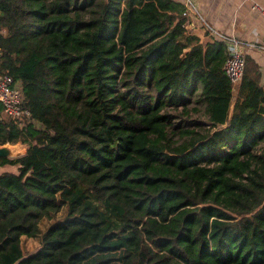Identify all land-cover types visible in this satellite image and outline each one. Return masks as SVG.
<instances>
[{
  "label": "trees",
  "instance_id": "trees-1",
  "mask_svg": "<svg viewBox=\"0 0 264 264\" xmlns=\"http://www.w3.org/2000/svg\"><path fill=\"white\" fill-rule=\"evenodd\" d=\"M179 0H0V264H264V86ZM193 102L204 120L176 123ZM192 125V126H191ZM178 134V137H174ZM39 240L27 252L23 238Z\"/></svg>",
  "mask_w": 264,
  "mask_h": 264
},
{
  "label": "crops",
  "instance_id": "crops-1",
  "mask_svg": "<svg viewBox=\"0 0 264 264\" xmlns=\"http://www.w3.org/2000/svg\"><path fill=\"white\" fill-rule=\"evenodd\" d=\"M185 3V0H179ZM198 10L219 31L245 41L264 40V13L255 4L264 6V0H192ZM186 23L188 31L196 35L201 42L216 39L206 30L199 17L189 13ZM249 54L259 64L261 84L264 86V52L247 48ZM248 94V88L241 83L233 86L230 113L236 111L241 101Z\"/></svg>",
  "mask_w": 264,
  "mask_h": 264
},
{
  "label": "built area",
  "instance_id": "built-area-1",
  "mask_svg": "<svg viewBox=\"0 0 264 264\" xmlns=\"http://www.w3.org/2000/svg\"><path fill=\"white\" fill-rule=\"evenodd\" d=\"M185 14L193 12L209 32L218 40L227 43L229 57L225 62L224 69L234 85L242 82L245 74V50L247 48L258 49L264 52V40L245 41L238 37L225 34L211 24L198 10L192 0H185ZM255 7L264 13V6L255 4ZM3 50L0 46V62L2 61ZM24 93L19 82H16L11 74L0 71V104L3 112L12 117L19 125L23 126L30 117V111L23 106Z\"/></svg>",
  "mask_w": 264,
  "mask_h": 264
},
{
  "label": "rangeland",
  "instance_id": "rangeland-1",
  "mask_svg": "<svg viewBox=\"0 0 264 264\" xmlns=\"http://www.w3.org/2000/svg\"><path fill=\"white\" fill-rule=\"evenodd\" d=\"M188 105V113L183 112V107L179 106L177 108L170 107V111L174 114V121L176 123L184 122V121H192L194 120H204L205 114H204V108L202 106L199 107L198 111H195L194 106L196 104L193 102ZM192 126V125H191ZM175 138L178 137V134L174 136ZM21 147H25V145L20 143ZM16 166H0V172L5 170H15ZM23 245L27 252L35 251L39 246V240L37 238H31V237H24L23 238Z\"/></svg>",
  "mask_w": 264,
  "mask_h": 264
},
{
  "label": "water",
  "instance_id": "water-1",
  "mask_svg": "<svg viewBox=\"0 0 264 264\" xmlns=\"http://www.w3.org/2000/svg\"><path fill=\"white\" fill-rule=\"evenodd\" d=\"M26 147H21L20 143H5L0 144V157H17L25 154Z\"/></svg>",
  "mask_w": 264,
  "mask_h": 264
}]
</instances>
